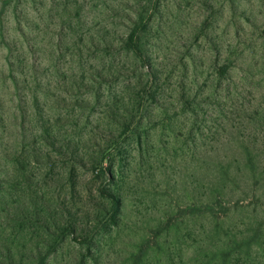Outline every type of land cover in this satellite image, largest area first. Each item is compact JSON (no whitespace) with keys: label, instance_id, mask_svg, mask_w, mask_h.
<instances>
[{"label":"rangeland","instance_id":"obj_1","mask_svg":"<svg viewBox=\"0 0 264 264\" xmlns=\"http://www.w3.org/2000/svg\"><path fill=\"white\" fill-rule=\"evenodd\" d=\"M0 264H264V0H0Z\"/></svg>","mask_w":264,"mask_h":264}]
</instances>
